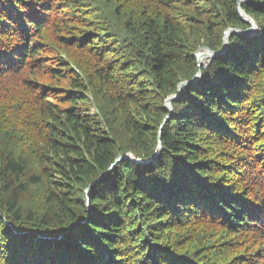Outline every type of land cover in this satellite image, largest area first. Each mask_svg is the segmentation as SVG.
Masks as SVG:
<instances>
[{
    "label": "trees",
    "instance_id": "trees-1",
    "mask_svg": "<svg viewBox=\"0 0 264 264\" xmlns=\"http://www.w3.org/2000/svg\"><path fill=\"white\" fill-rule=\"evenodd\" d=\"M0 264H264V0H0Z\"/></svg>",
    "mask_w": 264,
    "mask_h": 264
},
{
    "label": "water",
    "instance_id": "water-1",
    "mask_svg": "<svg viewBox=\"0 0 264 264\" xmlns=\"http://www.w3.org/2000/svg\"><path fill=\"white\" fill-rule=\"evenodd\" d=\"M246 1L247 0H239V3H243V2H246ZM237 12H239L240 18L243 21H245V22H247L249 24V27H247L246 30L241 29V28H233V27L227 29L225 31V33H224V38H223V43H222L223 46H222V48L219 51L213 52L207 46H201L200 49L208 51L209 57H210L209 60H208L209 62H210V59L212 57H214L217 54L223 53L229 47V45L227 44V41H225V40H227V37L229 35H231V33H235V34H238L240 36H252L257 31L255 21L252 19V17L249 14L244 12L239 5L237 7ZM199 50L195 53L196 56L199 53ZM200 65H201V62L198 61V66L200 67ZM199 76H200V70L195 74V76L191 80H184V81L180 82L178 84L177 92H176L175 95L168 96V98L165 100V105H164V108L169 112L168 116H166V119H168L169 116L172 115L171 101L175 100V99H177L179 97V91L182 88H184V86H186L188 84H191V83H195L198 80ZM159 148H161V144H159ZM158 153H159V151L156 154H158ZM155 155L153 157H151L150 159H143V158L136 159L131 154H128V155H125V156L122 155V156L117 157L116 161H119V160H122V159H129L131 162H134L136 164H138V163L147 164V163H150V162H152L154 160ZM105 175L106 174H104L102 176V178L105 177ZM87 199H89V197Z\"/></svg>",
    "mask_w": 264,
    "mask_h": 264
},
{
    "label": "bare ground",
    "instance_id": "bare-ground-1",
    "mask_svg": "<svg viewBox=\"0 0 264 264\" xmlns=\"http://www.w3.org/2000/svg\"><path fill=\"white\" fill-rule=\"evenodd\" d=\"M228 38V37H227ZM197 58H199V59H201V60H207L208 58H209V53H208V51L207 50H201V51H199V53H198V57Z\"/></svg>",
    "mask_w": 264,
    "mask_h": 264
},
{
    "label": "rangeland",
    "instance_id": "rangeland-1",
    "mask_svg": "<svg viewBox=\"0 0 264 264\" xmlns=\"http://www.w3.org/2000/svg\"><path fill=\"white\" fill-rule=\"evenodd\" d=\"M246 29H247V28H246ZM246 29H244V30H246ZM256 32H257V31H256ZM227 39H228V38H227ZM225 41H227V40H225ZM199 48H200V47H199ZM201 50H203V49H201ZM201 50H199V51H201ZM203 51H204V50H203ZM197 57H198V54H197ZM209 58H210V57H209ZM209 58H208L207 60H201V59L198 58V61L202 62L201 65H200V67H201V66H206V65H208V64H209V61H208ZM172 113H173V112H172Z\"/></svg>",
    "mask_w": 264,
    "mask_h": 264
},
{
    "label": "clouds",
    "instance_id": "clouds-1",
    "mask_svg": "<svg viewBox=\"0 0 264 264\" xmlns=\"http://www.w3.org/2000/svg\"><path fill=\"white\" fill-rule=\"evenodd\" d=\"M201 50V49H200ZM196 59H197V61H198V58H197V56H196ZM202 63V62H201Z\"/></svg>",
    "mask_w": 264,
    "mask_h": 264
}]
</instances>
